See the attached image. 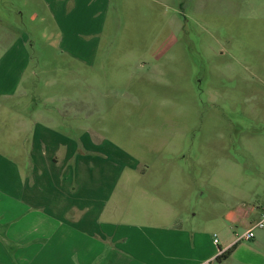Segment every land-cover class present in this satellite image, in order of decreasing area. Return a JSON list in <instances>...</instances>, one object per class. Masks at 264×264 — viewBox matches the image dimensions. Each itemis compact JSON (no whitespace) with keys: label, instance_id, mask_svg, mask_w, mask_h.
<instances>
[{"label":"rangeland","instance_id":"rangeland-1","mask_svg":"<svg viewBox=\"0 0 264 264\" xmlns=\"http://www.w3.org/2000/svg\"><path fill=\"white\" fill-rule=\"evenodd\" d=\"M18 2L0 0L3 72L19 76L27 54L30 88L61 104L50 125L80 144L66 175L83 198L114 189L138 212L141 190L162 192L164 214L172 202L184 219L239 229L226 214L264 178V0H114L92 65L60 54L54 34L20 52L34 9ZM27 109L28 97H0V142Z\"/></svg>","mask_w":264,"mask_h":264},{"label":"crops","instance_id":"crops-1","mask_svg":"<svg viewBox=\"0 0 264 264\" xmlns=\"http://www.w3.org/2000/svg\"><path fill=\"white\" fill-rule=\"evenodd\" d=\"M113 2L19 0L34 9L29 17L34 25L16 32V46L24 53L38 32L45 43L54 34L60 54L92 65ZM27 60L26 54L19 76L3 72L7 62H0V97H28V118L17 123L10 142H0V149L17 150L11 156L0 152V264H264V229L250 241L237 242L264 212V178L248 186L252 201L239 192V209L226 214L228 221L239 223L236 231L216 220L200 224L184 219L172 202L165 203L169 214H164L162 192L141 190L138 212L122 201L123 212L114 189L104 199L92 190L85 200L66 175L80 144L51 127V113L60 114L61 104L37 86L30 88ZM19 147L26 149L20 152ZM122 194L127 200L131 191Z\"/></svg>","mask_w":264,"mask_h":264},{"label":"built area","instance_id":"built-area-1","mask_svg":"<svg viewBox=\"0 0 264 264\" xmlns=\"http://www.w3.org/2000/svg\"><path fill=\"white\" fill-rule=\"evenodd\" d=\"M264 229V212L259 220L255 221L247 230L237 236V242L250 241L255 237L256 231ZM218 243V240H215Z\"/></svg>","mask_w":264,"mask_h":264},{"label":"trees","instance_id":"trees-1","mask_svg":"<svg viewBox=\"0 0 264 264\" xmlns=\"http://www.w3.org/2000/svg\"><path fill=\"white\" fill-rule=\"evenodd\" d=\"M230 255V252L226 253V254H223L219 260H223V259H226L228 256Z\"/></svg>","mask_w":264,"mask_h":264}]
</instances>
